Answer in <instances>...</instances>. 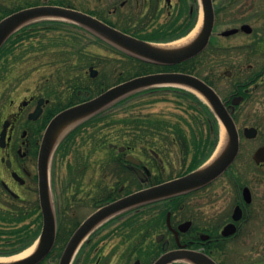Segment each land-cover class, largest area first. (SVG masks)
<instances>
[{"label": "trees", "instance_id": "16d2710c", "mask_svg": "<svg viewBox=\"0 0 264 264\" xmlns=\"http://www.w3.org/2000/svg\"><path fill=\"white\" fill-rule=\"evenodd\" d=\"M129 1H133V3L137 4V0ZM193 1L195 6L193 11H190L186 1L181 0L182 7L179 9L175 19L168 24L160 25L159 27H152L151 29H148L151 21L158 19L161 15L159 0H151L145 13H142L143 8L146 7V4L143 3L137 10L135 8L130 9L128 14L125 15V19H127L125 22L126 26H122L119 29L134 37L154 43H167L177 40L185 36L195 25L198 13V2L197 0ZM136 4L135 6H137ZM11 13H13V11H5L3 16L0 17V20ZM89 13L95 15L94 12ZM99 19L108 23L107 18L99 17ZM111 25L117 27L115 24ZM83 34H88L93 38V42L95 41L104 45L115 54L120 55L125 63H132L135 68L126 71V73L118 70L119 72L114 75L108 73L106 70L108 68L107 60H97L96 62L95 60H92L94 67L99 68V75L97 78L91 79L81 72L80 76L69 80L67 82L68 93L65 104L61 102L63 99V97H61V92L56 91L54 87L50 88L52 94H56L59 101L56 111H60L64 108L93 98L99 95L102 91L131 78L156 72H182L191 74L216 88L217 81H221V79H214V75L217 74L214 72L215 67L223 65L224 63L227 66H233L231 65V60L228 59L230 57L229 53L225 54L217 49L213 50L214 52L211 54L212 56L215 55L214 57H216V61H211L210 54L208 53V49L210 48L196 58L178 65H157L134 58L79 26L57 20H40L24 26L6 41L0 50V69H3L5 73L8 72L11 66L9 65V59L11 58L21 60L26 54L37 51L44 53L52 46L55 48H67L68 45L78 46V42L81 41L82 38L84 40ZM212 46L213 44L210 45V47ZM73 54H80L76 47ZM69 60L70 56L67 60L61 63L62 68L64 70L67 69L66 71L68 72L73 69L71 65L72 62ZM84 68V66H81L78 71H83ZM110 75H113V77H107ZM237 84L238 83L233 84V89L229 94V97L224 99V101H227V104H229L231 97L236 94ZM158 103H173L178 108H181V111H174L171 114L174 119H171L172 117L166 118L162 111L158 112L157 115H153L149 112L142 113L145 110L148 111L149 107L157 105ZM120 114H122V116L118 119L117 117ZM198 117L203 118L207 126L204 130L195 132L192 129L190 122L191 120L195 122L198 120ZM233 117L235 119L237 116L234 114ZM116 125L120 126L117 127ZM102 128L118 129V134L115 133L114 137L113 135L112 137L111 135L105 136V139L101 140L102 144L107 142L118 143L133 150L140 149L145 153L154 150L164 159H167L171 152L170 150L177 148L176 150L180 153V162L183 163V170L180 172L179 176L197 169L210 158L216 148L220 132V126L215 115L202 100H200L195 94L183 88L173 86L152 87L120 99L81 123L76 130L66 137V140L77 131L79 135L83 129H88L86 141H95L99 134L98 132ZM90 130H92V132ZM64 142L65 140L55 151L53 162L54 171L56 162L63 163L64 161L65 153L62 152ZM120 161L121 154H118V157L115 158L114 161V174L116 175L115 179L117 180L114 191H111L108 188L103 189V192L101 191L102 193L98 199L96 198L93 201L94 207L97 208L103 203L111 202L112 199L118 197L119 188L125 180H130L131 184L135 183L132 174L125 173L128 171L121 166ZM72 166V164H68L69 169H73ZM86 167V165L78 163V171L81 170L83 172ZM161 176L155 175L150 180V183L158 184L167 180L163 179ZM137 187L139 186L137 185ZM130 188L128 189V193L132 191ZM188 195L189 194L172 197L144 205L139 207L140 209L135 208L127 211L121 215V218L132 215L124 221H116L120 217L108 221L91 235L88 242L82 247L80 253L90 242H92L91 240L93 236L97 234L110 235L119 230H127L126 232H128V235H137L142 228L138 227L140 221L134 220L139 213H141L140 211L144 210L142 212L146 213L157 209L160 212L153 217L155 223L152 224V221H149L145 224V231L143 235H141V240L147 241L151 237L153 231L160 228L161 225V227H165V213L174 207L176 203L185 200ZM0 222V256L18 254L30 247L40 234L42 220L38 203L36 202L34 208L29 211L23 209H16L12 212L1 211ZM81 222L82 221L80 220L68 221L58 212L56 242L51 252L54 257H60L66 242ZM117 223L118 225L113 226ZM157 248V245H150L147 247V252L142 255L146 264H149L151 259L157 257ZM80 253L77 255L73 264H78ZM175 264L187 263L178 262Z\"/></svg>", "mask_w": 264, "mask_h": 264}, {"label": "flooded vegetation", "instance_id": "af4514ba", "mask_svg": "<svg viewBox=\"0 0 264 264\" xmlns=\"http://www.w3.org/2000/svg\"><path fill=\"white\" fill-rule=\"evenodd\" d=\"M212 1L215 17L221 8H224V10L227 11L229 9L232 10V7H236L240 12H245L246 15H250L251 17L252 24L244 20L241 21L239 26L235 27L239 29V32L235 36L242 35L251 39V42L248 45H242L236 49L238 54H241L243 63L235 66V69L225 71L219 75L214 73L215 80H222L224 78L230 79L233 75L237 76V91L234 96L241 98L240 104L238 105V107H240L255 93L264 94V0H220L221 2L223 1V4H221L222 6L216 4L217 0ZM160 2L161 0H159V4ZM76 3L77 0H28L17 4L12 8H6L3 10V3L2 0H0V17L3 16L5 11L16 12L30 7L56 6L76 11L79 10L97 19H99V17L108 18V23L104 22L102 19L99 20L110 26H112L111 24H114L109 20L111 17H116L124 23L127 21L125 15L127 13L126 8L130 3L129 0H123L120 3H118V0H96L94 2V8L91 9V11L81 10ZM170 5L171 4L168 6ZM89 12H94L95 15L90 14ZM243 25H248L250 27L251 32L249 34L240 31V27ZM213 32H215V26ZM254 61L255 63H253ZM46 83L47 79L44 80V84H42L43 90L40 94H34L27 99H22L15 105L13 112L4 118H0V209L6 212H12L16 209L29 211L34 208L36 203L34 196L38 195L37 161L42 137L52 118L60 111L66 109L64 108L60 111H56L59 103L57 95L52 94L51 87H49V85L47 87ZM62 94L63 92H61V95ZM61 97H63V95ZM61 102L65 104L64 101ZM11 104L14 105L13 102H11ZM38 111L39 113L36 118H34L32 115ZM77 135L78 131L74 135H71L67 140L65 139L62 151L65 153L64 160L75 156L77 151V147L75 148ZM258 135L259 131L257 137ZM91 141L93 142L94 140ZM95 141L97 142L98 140ZM108 144L109 143H107V145ZM115 145L125 147V152L121 154L120 164L126 171H128L125 172L126 174H132L135 183L131 184L130 180H125L119 188V196L112 199V201L120 199L130 193L156 185L150 183V180L153 178L151 169L143 160L132 154L136 149L133 150L118 143H115ZM118 154V152L117 154H112L111 158L102 161L103 163L100 166V170L103 175L98 184L100 185V194L105 188H108L111 191H114L115 189V183L117 180L115 179L116 175L114 174V161L115 158L118 157ZM149 154L151 155L150 151ZM126 155H132L135 157L139 161V165L127 162L125 160ZM151 158L154 161L156 168H159L163 164L164 158L160 155H158V158L151 155ZM53 162L54 156L53 159L50 160L49 170L52 171V178L55 182L56 168L59 163L58 161L56 162L54 171ZM232 165L221 176L226 183L229 182L230 178H233H229L228 176ZM135 169L140 170L144 174L145 179H139L136 175ZM76 170L80 175H83L86 171V169L83 170V172L81 170L78 171V162L76 163ZM176 177H179V174ZM237 178L240 181L239 177L235 178L236 181ZM167 180H169V178ZM217 180L201 189L191 192V194L185 199L206 197L212 200L215 196L212 195L209 190ZM233 181L235 182L233 183L235 185L236 194L230 209L225 207H219V209L214 208L211 200H209L210 202L183 200L176 203L174 207L168 210L165 213L164 219L165 231L160 233L163 235V238L159 242L161 245L158 244V248L156 249L158 255L157 257H154V259H151L149 264H153L164 254L162 247L165 242L168 243V251L178 249L200 251L212 258L217 264H233L231 263L233 258L234 260L251 258L249 263H247V261L241 262L238 260L237 264H264V163L259 165L255 164L253 177L249 184L240 185L235 180ZM110 182L112 183L111 185H109ZM80 183V181L78 182V180L75 179L71 183H68L64 187V190L69 188L72 184L79 186ZM137 185L139 187H137ZM129 188L132 191L128 193ZM245 188L249 191V194L246 196L244 195ZM100 194L97 196L99 197ZM98 197L91 199L90 203L93 205V201L96 198L98 199ZM73 198L76 197L73 196ZM106 203L108 202H105L102 205ZM236 208L239 209L238 212L240 218L238 220H234L233 218ZM142 211L144 210H141L139 215L143 213ZM158 212L160 211L158 210ZM168 216L171 229L166 223ZM120 219L121 218L116 221H121ZM139 219L140 218L137 219L136 217L134 221H138ZM185 222L191 223L188 229L185 232L178 231V227ZM228 226L231 227L227 230V233L224 234L225 229ZM112 236L120 237L122 235H115V233L110 235H94L91 240L92 242H90L80 253L78 264L81 260V264H85V256L89 254H91L93 264H101V262L110 264L111 257L114 255L115 250H113L112 253L108 255L109 257L105 259H103L100 254L97 257L92 254L98 248L97 241L101 240L100 238L109 239ZM125 236L124 245L127 244V247L126 250H123L118 256L119 264H130L132 258H135L132 264H135L136 261H139V264H146L142 257V255L147 252V248L144 247V242L146 241L141 240L142 236L138 239L135 238L136 235H128V232ZM244 242H246V248L241 249ZM96 253L97 252H95V254ZM52 257L54 256L50 252V254L39 264H46L48 259H51ZM53 260H57L58 264L59 257H55ZM50 263L53 264V262Z\"/></svg>", "mask_w": 264, "mask_h": 264}, {"label": "rangeland", "instance_id": "374dc122", "mask_svg": "<svg viewBox=\"0 0 264 264\" xmlns=\"http://www.w3.org/2000/svg\"><path fill=\"white\" fill-rule=\"evenodd\" d=\"M26 1L28 0H2L3 10L6 8H12L15 5ZM95 1L96 0H77L76 5H78V8H81V10L83 9L91 11V9L94 8ZM121 1L123 0H118V3H120ZM150 1L151 0H137V4L131 1L126 8V11L128 13L132 8H135L137 10L140 8L141 4L145 3L146 7H144L142 11V13H145ZM184 1L187 2V6L189 7L190 11H193L195 7L194 1ZM223 1L221 2L220 0H217L216 4L222 6L221 4H223ZM135 4L137 6H135ZM181 7V0H171L170 6H168L164 0H161V15L158 19L151 21V24L148 29L170 23L173 19H175V17H177V13L179 12V9ZM197 10V17H199L201 14L200 6L197 8ZM215 19V32H213L210 38V44H214L212 47H209L210 49H208L210 59L211 61H216V57H214L215 55L212 56L211 54H213V50L217 49L222 53H229L230 57L228 59L231 60V65H233L227 66L224 63L223 65L216 66L215 73L219 75L225 71L233 70L235 69V66L243 63L241 54H238L236 49H238V47L242 45H248L251 42V39L246 36L238 35L224 38L220 36V33L227 29L239 26L241 21L246 20L250 24H252V22L250 15H246L245 12H240L238 9H236V7H232V10L229 9L227 11H225L224 8H221L219 10V13L216 14ZM109 20L117 26L116 28L126 26L124 22H121L120 19L116 17H111ZM83 36L84 40L82 38V40L78 42V46L68 45L67 48H55L52 46L49 47L44 53L36 50L37 52L26 54V56L21 60H15L14 58L9 59V65L11 66L8 72L5 73L3 69H0V118H4L8 116L11 112H13L15 105L22 99H27L29 96L34 94H40L43 90L42 84H44V80L46 79L48 83H46L47 87L49 85V87L51 88L54 87L56 91L63 92L62 95L64 98H61V101H64L66 103L68 93L67 82L74 77L80 76L81 72H83L85 76L89 77L88 69L91 66L94 67L92 60H95V62L97 60H107L106 62L108 63V68L106 70L108 73L114 75L117 74L120 70L126 73V71L135 68L132 63H125V61L120 55L115 54L113 51H111L104 45L95 41L93 42V38L88 34H83ZM75 47L76 49H78L80 54H73L75 52ZM69 56V61L72 62L71 65L73 69L68 72L66 71L67 69L64 70L62 68L61 63L67 60ZM253 63H255V61ZM81 66H84L85 68L83 69V71H78ZM95 69L99 70V68ZM107 77L112 78L113 75ZM237 82V76L233 75L230 79L224 78L221 81H217L215 89L220 95V97L222 99H225L229 97V94L233 89V84ZM11 102H13L14 105L11 104ZM160 111L163 112V115L166 118H171V114L174 111H181V108H178L173 103H158L157 105L149 107L148 111L145 110L144 112H141H149L153 115H157V113ZM234 114L237 116L234 121L240 134L242 133V130L244 128L255 127L259 131L258 137L253 140H247L243 137L241 138L238 158L234 162L232 168L230 169V172L228 173L229 178H233H230L229 182L226 183V181L223 180V177H221L219 180L213 183V187L209 190V192L215 196L214 198H212V200L206 197H197L187 198L185 199V201L207 202L211 200L214 208L219 209V207H225L227 209H230L236 194V189L234 185L235 182L233 180L236 181L235 178L239 177L240 181L237 178L236 182L240 185L247 183L249 184L251 182L253 172L255 170V164L251 158L252 154L258 147L264 145V94L255 93L253 96L250 97L248 101L244 102L240 107H236L234 110ZM121 116L122 114L118 115L117 118L120 119ZM171 119H174V117H172ZM190 123L192 129L195 132L204 130V128L207 126L204 119L200 117H198V120H196L195 122L191 120ZM116 126L119 127L120 125ZM85 130L86 129H83L79 133V135L76 136L75 148L77 147V151L75 156L69 157L67 160H64L63 163L59 162V164L57 165L55 182L52 178V171H50V194L53 209L55 211V214L59 212L60 215L64 216L68 221H82L87 218L92 212H94L95 207L90 203V201L94 197H98L97 195L100 194V185L98 184L99 181H101V177L103 175L101 173L100 166L103 163L102 161L111 158L112 154H117L116 150L108 148V142L103 145L101 143V140L105 139V136L111 135L112 137L113 135L114 137V134L118 132V129L114 130V128H102L98 132L99 134L96 138V140H98L97 142H92L91 140L84 142V140H86V137L88 136V129L86 131ZM90 131L92 132V130ZM176 149L177 148L170 150L171 152L169 153L167 159H163V164L159 168H156V165L149 153L147 154L139 149H136L133 151L132 154L146 163V165L152 171V177L157 174L160 176L162 175L161 177L163 179H168L176 177L183 170V163L180 162V153ZM77 162L87 166L86 171L83 175H80L76 170ZM69 163L73 165V169H69ZM75 179L78 180V182H81L80 185L77 186L76 184H72L69 188H66L64 190V187ZM111 184L112 183L110 182L109 185ZM73 196H75L76 198H73ZM34 198L37 202V195L34 196ZM1 211L4 210L0 209V212ZM157 212L158 210L154 209L151 212L149 211L137 216V219L140 218L138 220L140 221L138 223V227L142 228V230L138 232L135 238L139 239V237L143 235L145 231V224H147L149 221H152V224L155 223V221H153V217L157 214ZM131 215L124 216L120 220L124 221ZM117 218L118 217H116V219ZM114 225H118V223ZM161 226L160 228H157L155 231L152 232L151 237L146 242H144V247L147 248L150 245L159 244L155 241L156 237L160 233H163L165 231V228ZM126 231L127 230H119L115 232V235H122L120 237L112 236L109 239L100 238L101 240H95L98 242V248L95 251L97 253L95 254L94 252L92 255L97 257L100 254L101 257L105 259L109 257L108 255H110L113 250H115L114 255L111 257L110 264H119L118 256L123 250H126L127 247V244L124 245L126 237L125 235L127 233ZM245 243L246 242L243 243L244 245L241 246V249L246 248ZM51 259H48L46 264H51L50 262H53V264H57V260H53L55 259V257H52ZM85 260V264H93L91 260V254L86 255ZM134 260L135 258H132L130 264H132ZM238 260L241 262L247 261V263H249L251 261V258H240L236 260H234L233 258L232 262H230L233 264H237ZM81 261L79 264H81ZM101 264L105 263L101 262Z\"/></svg>", "mask_w": 264, "mask_h": 264}, {"label": "water", "instance_id": "95a60500", "mask_svg": "<svg viewBox=\"0 0 264 264\" xmlns=\"http://www.w3.org/2000/svg\"><path fill=\"white\" fill-rule=\"evenodd\" d=\"M165 1L167 4H170V0ZM199 4L203 17L201 31L190 45L180 49L164 50L156 48L153 45L158 43L144 41L125 34L86 13L56 6L25 8L3 18L0 21V49L13 34L24 26L38 20L54 18L76 24L134 58L157 65L174 66L197 57L209 44L215 22L213 3L212 0H199ZM240 31L249 34L251 29L248 25H243L240 27ZM238 32L239 29L233 28L221 32L220 35L230 37ZM89 74L92 78H95L98 72L90 67ZM157 86L181 87L191 91L200 98L210 108L221 127L226 131L227 144L224 151L211 165L205 168L204 166L211 158L201 167L184 176L141 189L97 209L74 231L62 252L58 264H72L78 250L88 237L103 223L117 214L203 188L219 178L230 167L240 149V136L233 119V114L241 98L234 97L230 102V107H227L226 102L222 100L213 87L202 79L186 73H155L138 76L122 82L92 99L61 111L49 122L42 137L37 161L38 201L42 215L41 232L35 242L37 243V247L31 255L22 260L0 264H39L54 247L57 218L50 194L49 165L51 156L63 137L80 123L120 99L132 93ZM38 113L39 111L32 116L36 118ZM73 122L77 123L57 141L59 131ZM257 133L258 131L254 127L244 128L242 131V135L250 140L256 138ZM109 147L117 149L120 153L126 150L125 147H118L114 144H110ZM151 153L155 158H158L155 152L152 151ZM125 160L131 164L139 165V161L132 155H126ZM252 160L257 165L264 163V145L253 152ZM135 172L140 179H145L144 174L140 170L135 169ZM248 194L249 191L245 188L244 195L246 196ZM238 211V208L234 211V220L240 218ZM166 223L171 229L169 216L167 217ZM190 224V222L181 224L178 227V231L185 232ZM230 227H226L224 234L227 233ZM162 238L163 235H160L157 237V241L159 242ZM162 250L164 254L153 264H173L176 262H185L187 264H217L212 258L200 251L187 249L168 251L167 242L164 243ZM135 264H139V261Z\"/></svg>", "mask_w": 264, "mask_h": 264}, {"label": "bare ground", "instance_id": "6f19581e", "mask_svg": "<svg viewBox=\"0 0 264 264\" xmlns=\"http://www.w3.org/2000/svg\"><path fill=\"white\" fill-rule=\"evenodd\" d=\"M202 19H203V17H202V13H201L196 26L192 29V31L187 36H185V37H183L177 41L171 42V43L154 44L153 46L156 48H159V49H164V50H175V49H180V48H183V47L190 45L196 39V37L198 36V34L201 31V27H202V23H203ZM76 123L77 122H73V123L67 125L66 127L62 128L59 131L57 141H59ZM226 144H227V134H226L225 129L222 128L217 148H216L215 152L213 153L211 159L204 166V168L211 165L221 155V153L224 151ZM36 247H37V243H35L30 248H28L27 250H25L24 252H22L18 255L8 257V258H0V263H13V262L22 260V259L28 257L29 255H31L35 251Z\"/></svg>", "mask_w": 264, "mask_h": 264}]
</instances>
